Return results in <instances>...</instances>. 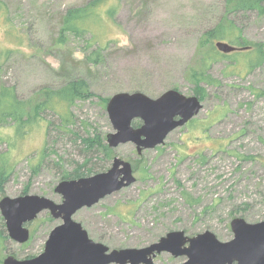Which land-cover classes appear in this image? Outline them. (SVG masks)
<instances>
[{
  "label": "rangeland",
  "instance_id": "1",
  "mask_svg": "<svg viewBox=\"0 0 264 264\" xmlns=\"http://www.w3.org/2000/svg\"><path fill=\"white\" fill-rule=\"evenodd\" d=\"M85 1L0 0V87H14L23 101L40 88L56 90L75 79L84 80L89 90L70 107V131L55 130L56 118L47 113L43 127L14 139L15 166L0 199L35 195L60 203L55 188L68 180L65 175L85 161L97 173L111 165L99 149L81 147L85 138L107 145L106 136L113 133L105 110L111 96L139 92L155 99L174 90L197 97L199 114L155 149L139 155L131 143L112 149V158L130 163L135 182L81 209L73 219L91 240L110 250L143 248L174 231L186 237L209 231L227 242L233 218L250 224L264 221V61L251 67L252 47L238 46L258 44L264 57V14L229 15L239 39L231 32L212 47L219 52L214 44L220 41L239 50L219 52L207 71L212 83L207 85L191 79L190 69L200 70L202 37L225 16L226 0L112 1L115 22L91 27L101 46L96 63L86 61L98 47L88 46L89 34L81 38L65 33L58 41L64 12ZM48 121L53 125L47 133ZM2 133L8 136L11 129L3 128ZM6 149V143L0 145V153ZM43 149L45 159L34 174L37 153ZM244 206L246 211L237 212ZM60 223L42 212L26 226L29 240L23 244L11 240L5 230L1 264L9 255L25 260L43 253L49 233ZM184 260L163 253L153 264Z\"/></svg>",
  "mask_w": 264,
  "mask_h": 264
},
{
  "label": "water",
  "instance_id": "2",
  "mask_svg": "<svg viewBox=\"0 0 264 264\" xmlns=\"http://www.w3.org/2000/svg\"><path fill=\"white\" fill-rule=\"evenodd\" d=\"M214 46L223 54L239 50L220 41ZM201 109L197 97H185L174 90L155 99L139 92L114 94L105 109L113 129L106 136L107 146L115 149L131 143L138 155L155 149ZM135 121L140 125L134 127ZM134 182L130 163L115 157L103 172L59 182L55 193L61 197L60 203L35 195L1 198L0 215L6 233L19 244L29 240L26 226L42 212L47 211L52 219L61 221L49 233L43 253L25 260L9 255L2 264H153V259L163 253L175 259L184 258L180 264H264V221L250 224L241 217L230 221L232 238L227 242L219 241L209 231L193 237H186L182 231L169 232L158 242L138 249L110 250L91 240L73 216Z\"/></svg>",
  "mask_w": 264,
  "mask_h": 264
},
{
  "label": "trees",
  "instance_id": "3",
  "mask_svg": "<svg viewBox=\"0 0 264 264\" xmlns=\"http://www.w3.org/2000/svg\"><path fill=\"white\" fill-rule=\"evenodd\" d=\"M116 0H86L83 5L67 9L61 17L59 25L58 41L62 42L65 33L72 34L73 36L83 37L89 34L88 46L92 47L97 45L96 49L92 51L87 57L88 62H97V58L101 53V46L98 45L99 40L96 38L97 34L92 32L91 27L98 29V25H105V23L115 22L113 12H110V4ZM3 6V5H2ZM1 7V4H0ZM258 12L264 14V0H226L225 16L213 29L206 31L202 37L205 47V54L201 60L200 70L190 69L192 72L189 74L191 79L197 80L198 83L212 84L208 80L207 71L210 65L219 56L213 47V41L222 40L226 38V34L233 32L237 36L234 38L239 39L238 31L235 29V24L232 20L228 19L229 15L239 12ZM232 42V41H230ZM235 46V45H234ZM240 49H253L255 60L250 63L251 67L263 62L262 48L258 44L244 43ZM251 52V54H253ZM89 95L88 85L82 79L71 80L64 86L56 90L48 88H40L36 91L31 99L26 101L20 100L15 93L14 87L1 86L0 87V145L6 143L7 149L5 152L0 153V190L4 183L10 178L14 170V163L11 159V151L14 147V139H23L28 132L32 131L37 126H42L44 115L49 113L56 118L57 127L55 130L66 133L74 126V116L70 111V107L77 101L83 100ZM106 103V102H105ZM52 123L46 122L44 130L48 133L52 127ZM140 125V122L133 123L134 127ZM43 127V126H42ZM3 128H10L11 134L5 136L2 131ZM12 139V140H11ZM99 141H101L99 139ZM97 138H85L81 140V147L85 149H95L100 151L106 162L112 160V149L106 144L102 145ZM95 150H91L92 154ZM46 150H41L38 154V165L32 172L38 173V167L45 159ZM85 161L78 170L76 169L69 175H65L64 179H76L95 174V170L88 168L89 163ZM247 207V206H246ZM238 211H246L245 206L238 207ZM2 220V218H1ZM0 228V250L4 246L6 239L5 224L1 221ZM1 264V260H0Z\"/></svg>",
  "mask_w": 264,
  "mask_h": 264
}]
</instances>
